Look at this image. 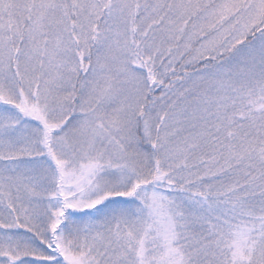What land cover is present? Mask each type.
<instances>
[{
    "label": "snow or ice",
    "instance_id": "6c2138e0",
    "mask_svg": "<svg viewBox=\"0 0 264 264\" xmlns=\"http://www.w3.org/2000/svg\"><path fill=\"white\" fill-rule=\"evenodd\" d=\"M0 264H264V0H0Z\"/></svg>",
    "mask_w": 264,
    "mask_h": 264
}]
</instances>
